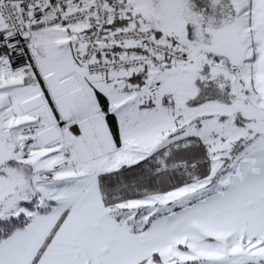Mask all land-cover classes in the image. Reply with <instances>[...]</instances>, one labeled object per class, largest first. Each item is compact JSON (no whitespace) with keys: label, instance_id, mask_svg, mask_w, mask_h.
<instances>
[{"label":"snow or ice","instance_id":"1","mask_svg":"<svg viewBox=\"0 0 264 264\" xmlns=\"http://www.w3.org/2000/svg\"><path fill=\"white\" fill-rule=\"evenodd\" d=\"M0 264H264V0H0Z\"/></svg>","mask_w":264,"mask_h":264}]
</instances>
